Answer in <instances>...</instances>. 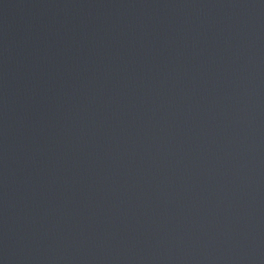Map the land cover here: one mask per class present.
I'll return each instance as SVG.
<instances>
[{"label": "water", "instance_id": "water-1", "mask_svg": "<svg viewBox=\"0 0 264 264\" xmlns=\"http://www.w3.org/2000/svg\"><path fill=\"white\" fill-rule=\"evenodd\" d=\"M0 264H264V0H0Z\"/></svg>", "mask_w": 264, "mask_h": 264}]
</instances>
